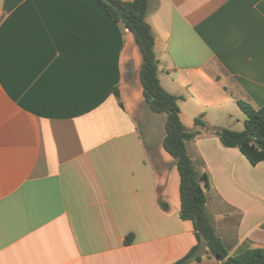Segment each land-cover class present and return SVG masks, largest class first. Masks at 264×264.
I'll use <instances>...</instances> for the list:
<instances>
[{
  "label": "crops",
  "instance_id": "crops-1",
  "mask_svg": "<svg viewBox=\"0 0 264 264\" xmlns=\"http://www.w3.org/2000/svg\"><path fill=\"white\" fill-rule=\"evenodd\" d=\"M5 2L0 264H173L198 239L180 215L166 115L144 102L133 33L98 0ZM147 21L188 131L197 117L243 130L238 100L264 105V0H150ZM188 147L210 177L207 208L229 255L264 248V160L207 127ZM220 263L208 253L191 264Z\"/></svg>",
  "mask_w": 264,
  "mask_h": 264
},
{
  "label": "trees",
  "instance_id": "trees-1",
  "mask_svg": "<svg viewBox=\"0 0 264 264\" xmlns=\"http://www.w3.org/2000/svg\"><path fill=\"white\" fill-rule=\"evenodd\" d=\"M98 1L114 21L123 23L133 33L142 55L139 78L144 102L152 112L166 115L163 146L175 159L180 174V215L182 219L192 221L198 239V243L173 264L200 262L208 253L218 258L220 264H264V248H251L234 256L229 255L207 208L210 177L198 168L188 147V141L198 136L199 128L207 127L223 145L238 147L252 164L259 163L264 160V105L258 107L247 100H238L248 115L245 128L241 131L211 126L202 117H197L196 128L188 131L180 117L179 101L183 96L168 92L160 81L156 37L147 21L150 0ZM163 206L167 207V204L163 203ZM131 240L130 234L126 242Z\"/></svg>",
  "mask_w": 264,
  "mask_h": 264
},
{
  "label": "water",
  "instance_id": "water-1",
  "mask_svg": "<svg viewBox=\"0 0 264 264\" xmlns=\"http://www.w3.org/2000/svg\"><path fill=\"white\" fill-rule=\"evenodd\" d=\"M20 1L21 0H6L5 6H6V8H9V7H12V6L16 5Z\"/></svg>",
  "mask_w": 264,
  "mask_h": 264
},
{
  "label": "rangeland",
  "instance_id": "rangeland-1",
  "mask_svg": "<svg viewBox=\"0 0 264 264\" xmlns=\"http://www.w3.org/2000/svg\"><path fill=\"white\" fill-rule=\"evenodd\" d=\"M148 111H149L150 115H155L154 112H152L151 110L148 109ZM154 122H155L154 125L158 124V120L157 119ZM166 153H167V155L172 157L167 151H166ZM178 179H179V174H178ZM175 186H176V184H174V182H172V185H171L172 190H174Z\"/></svg>",
  "mask_w": 264,
  "mask_h": 264
}]
</instances>
